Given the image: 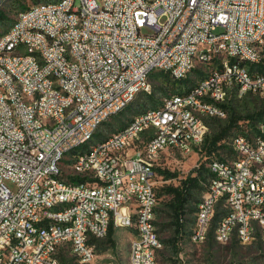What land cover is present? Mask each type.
I'll return each instance as SVG.
<instances>
[{"label":"built area","instance_id":"built-area-1","mask_svg":"<svg viewBox=\"0 0 264 264\" xmlns=\"http://www.w3.org/2000/svg\"><path fill=\"white\" fill-rule=\"evenodd\" d=\"M76 10H84L81 37L73 36ZM263 28L264 0H69L54 10L34 7V13L22 15L20 28L12 30L13 43L25 39L29 50H41V58L20 57L13 43L0 38V264H54L53 243H60L62 251L70 236H78V244L70 249L84 250L92 263L97 254L84 248V229L92 230L96 244L99 235L108 238L111 226L122 225H130L134 233L135 264H153L154 249H161L156 228L158 175L153 165L164 168L179 148H187L183 159L196 154L211 180L196 213L198 243L216 232L217 216H227L225 245L237 231H244L248 244L249 235L239 227V219L255 218L257 234L258 227H264V216L257 213V206H264V163H259L264 125L253 128L240 122L237 127L247 134V141H238L240 152L221 155L216 169H208L206 119L222 116L235 76L246 81L238 63L231 62V53L244 51L250 63H264ZM45 33L53 34V42H46ZM249 40H257V47H249ZM203 44H210V52L200 57V68L208 60H225V72L213 69L219 82L200 92L213 99V110L202 109L200 93L176 101L194 105L201 118L175 113L174 105L163 115L139 119L129 134L90 157H81L79 165L89 167V176L69 177L62 172L63 147L85 137L97 118L133 99L137 88H148L143 77L151 75L152 68L175 65L174 77L190 75L193 69L183 72V65L191 63L193 48ZM67 45H75V52H67ZM218 47H225V55H218ZM70 53L82 55L83 64L66 62ZM53 73H60L62 83L72 87L75 99L52 91ZM262 85L264 77L246 82L241 98ZM217 87H225V96H217ZM16 88L30 95L28 105L19 104L21 126L10 121L1 98V90H11L18 103ZM36 97H44V105H36ZM33 110H40V119H33ZM171 120H179L178 131L168 129ZM153 131H161V139L151 151H144ZM255 132H263L260 150H253L250 142ZM157 146H167V154L156 156ZM61 181H69V188H61ZM54 193H63V202L78 201V209L63 217L41 212L42 204H59L53 202ZM138 213L146 215L144 229L134 228ZM88 214L102 217L105 228L92 229ZM27 216L47 219L51 226L71 224V231L39 232V237H32L35 224H27ZM21 247H28V254H21Z\"/></svg>","mask_w":264,"mask_h":264},{"label":"bare ground","instance_id":"bare-ground-1","mask_svg":"<svg viewBox=\"0 0 264 264\" xmlns=\"http://www.w3.org/2000/svg\"><path fill=\"white\" fill-rule=\"evenodd\" d=\"M8 0H0V9L7 3ZM69 0H58L52 3L40 4L33 6L27 11L21 12L14 25L10 30L4 35L6 43H13V34L12 30L20 28L22 22V15L34 13L35 10H54L60 8ZM151 1H160V0H151ZM83 19H84V10H76V19L72 23V30L74 37H81V30H83ZM261 38L264 40V28L261 31ZM46 42H53V34L45 33ZM249 47H257V40H249ZM13 50L19 51L20 57H34L41 58V50H29V46L25 39H16L13 43ZM67 52H75V45H67ZM210 52V44H203L198 47L193 48V53H191V63H184L183 72H190L193 69L197 71L200 68V57L206 56ZM218 55H225V47H218ZM66 62H72L75 65L83 64V56L78 55L77 53H70L66 55ZM231 62L238 63V70L246 77V81H242V76L234 77V88L232 91H236L239 97L241 94L246 91V82H257V77H264V63L260 62H249V55L245 54L244 51H237L231 53ZM205 67H213V69H218V72H225V60H208ZM211 69L210 75H205L201 80H199L187 93L175 95L165 99L164 103L159 107L149 110L148 112L141 114L135 117L128 125L123 129L118 130L116 133L112 134L108 138L99 141L86 150H81V147L91 143L97 136L99 130L107 124L108 120L112 117L118 116L123 113L130 105L134 102L136 97L143 92H147L150 89V77L155 73V71H160L161 73L167 74L174 81L182 82L187 80L189 75L185 77H174L175 65L167 66H156L152 68L151 75H145L143 77V84H148V88H137L133 99H128L115 111L107 112L103 117L97 118L95 122V127L85 135V137L80 138L77 142L71 143L63 147L61 151V163H63L66 156L72 157L73 164L76 166H71L73 173L69 174V177H85L89 176V167L84 165H79L81 163V157H90L93 153L99 152V148L104 145L111 144V141H117L119 136H125L129 134V131L134 130L141 118H153L158 115L165 114L166 111H169L172 106L175 105V113H190L191 118H201V110L195 109L194 105H185V103H176V101L189 100L192 97L198 96L200 92H204L207 89L208 85H215L219 82L218 72H213ZM51 89L54 92H62L67 97V99H75V91H73L71 86H65L62 83V76L60 73H53V79H51ZM231 91V92H232ZM264 92V85L259 89H253L252 93ZM264 95V94H263ZM217 96H225V87H217ZM16 97L18 103H14V98H12L11 90H1V98L3 105H6L8 111H10V121L14 122V126H21V118H19V104L28 105L30 102V95L26 94L24 88H16ZM36 105H44V97H36ZM200 105L204 110H213V99L207 96V93H200ZM227 112L224 109L222 116L217 119H226ZM33 119H40V110H33ZM168 129L170 131L179 130V120H171L168 122ZM242 131V130H241ZM245 133V132H244ZM236 133L230 137L229 146L232 148V152H240V145L238 141H247V134ZM161 139V131H153L149 135V138H146L144 143V151H151L153 145H156ZM263 139V132L256 135L255 137H250V142H253V150H260V140ZM178 153L183 157H187V148H179ZM167 154V146H157L155 148V155L162 156ZM71 163V162H70ZM216 163H218V158L213 159L208 163V169H216ZM259 163H264V151L259 155ZM158 165H153V173L157 174ZM61 188H69V181H61ZM206 189H211V180L206 186ZM53 202L59 204H42L41 212L50 213V216L53 217H63L66 213L75 212L78 209V201L66 200L63 202V193H54ZM257 213L259 216H264V206H257ZM144 222H146L145 213H138V215L133 218L134 228L144 229ZM27 224H35V230H32V237H39V232H49L56 234H68L71 231V224H63L59 226H51L49 220L47 219H38L35 216H27ZM88 224L91 225L92 229L105 228V221H102V217L96 216L95 214H88ZM228 227V217L227 216H217L215 222V231L213 232L214 241L219 244H225V236L227 234ZM239 227L246 229V235L248 236V244L260 239L264 241V227H258V234L256 233L255 218L239 219ZM121 229H127L131 231L130 225H122ZM199 227H194L192 231V239L195 242H198ZM106 239V235H99L98 241ZM208 239H205L203 243L207 242ZM233 241H237L240 244L245 245V234L244 231H237V234L229 235L226 238V244H229ZM78 244V236H70V243H63V247H68L70 245ZM83 246L84 248H89L90 254H96V246L92 241V230L84 229L83 237ZM162 248V244H161ZM60 243H53V254H54V264H62L60 259ZM160 249H154L152 254L153 264H158L157 255ZM72 256L77 258L82 264H91V259H85L84 250L80 249H70ZM21 254H28V247H21ZM131 264H135V255L131 253ZM151 264V263H143Z\"/></svg>","mask_w":264,"mask_h":264},{"label":"rangeland","instance_id":"rangeland-1","mask_svg":"<svg viewBox=\"0 0 264 264\" xmlns=\"http://www.w3.org/2000/svg\"><path fill=\"white\" fill-rule=\"evenodd\" d=\"M56 1L58 0H8L0 9V12L6 17L4 21L0 20V38L10 30L21 12L27 11L33 6ZM211 69L213 67H205L192 72L185 80L186 82L174 81L167 74L155 71L149 80V91L140 93L129 108L118 116L110 118L107 124L99 130L95 139L88 145L81 147V150H86L90 145H94L123 129L135 117L162 105L165 99L187 93ZM263 94L264 92L252 93L240 98L237 92L233 90L226 104L227 118L222 120L206 119V124L209 127L208 141L211 142L214 136L226 128L234 117L246 120L248 117L254 116V119L250 120L254 126L257 124L264 125V116H257L264 110ZM233 131L234 129H231L228 132L227 137L221 143L222 147L219 148L220 154L224 157H231L232 155L230 146H228L230 137L236 133L245 132L243 127L234 133ZM258 134L260 132H255V135H250V137H255ZM209 154L206 153L207 156ZM172 157L164 168L157 166L159 205L156 212V228L162 244L157 255L158 264H264V241L260 239L245 245L236 241L226 245L219 244L212 238L203 244L193 241L192 231L196 221L197 206L204 197L206 186L209 183V174L205 168L202 169L201 183L191 190L184 214L178 221L171 207L173 197L167 195L165 189L168 187L180 188L183 181L198 175L195 171L201 166L196 154L185 159L179 153ZM72 164L73 160L70 156H66L61 163L62 172L66 176L73 173ZM169 174L175 175V177L171 178ZM7 184L12 191H16L13 184ZM178 222L182 227L177 225ZM133 234V231L127 229L114 228V243H111L108 238L96 242L97 255L91 264H131ZM60 256L62 264H82L72 256L70 249L66 246L63 247L62 251L60 250Z\"/></svg>","mask_w":264,"mask_h":264},{"label":"trees","instance_id":"trees-1","mask_svg":"<svg viewBox=\"0 0 264 264\" xmlns=\"http://www.w3.org/2000/svg\"><path fill=\"white\" fill-rule=\"evenodd\" d=\"M6 19V17L4 16L3 13L0 12V20L4 21ZM186 82V81H185ZM225 111L227 112L226 110V106L224 107ZM146 113V112H145ZM144 114V113H143ZM228 114V113H227ZM258 117H263L264 116V110L260 113H258L257 115ZM216 119V118H214ZM254 119V116H250L248 117V119H240V118H232L229 122V125L224 128L218 135L214 136V138L212 139L211 142L208 141L207 139V142H206V146L204 148V151L207 153H210L208 155V157L210 156V160H208V163L210 161H212L213 159L215 158H220V156L222 154H220V150L219 148L222 147L221 143L224 141V139L227 137L228 135V132L231 130V129H234L233 133L236 131V130H239L241 127H237L238 124L242 121L244 122H249L251 123L250 120ZM220 120V119H219ZM263 123V122H262ZM260 124V123H259ZM252 127L254 128L255 126L251 123ZM258 125V124H257ZM232 133V134H233ZM229 141V139H228ZM231 150V149H230ZM218 153V154H217ZM232 153V151H231ZM215 157V158H213ZM201 167L199 169H197L195 172L198 173V175L196 177H189L187 180L183 181L182 182V186L180 188H175V187H168L165 189L166 191V194L169 195V196H172L173 199H172V203H171V207H172V210L173 212L175 213V216L177 218L178 221H180L181 217L183 216L184 214V211H185V206L188 202V199H189V195H190V192L193 188H195L196 186H198L201 181H200V175H201V171L202 169L205 168V164H201L200 165ZM206 169V168H205ZM207 170V169H206ZM208 172V171H207ZM169 176L171 178H174L175 175H170ZM209 176V175H208ZM159 198V197H158ZM197 209H198V206H197ZM179 227H182V225L178 222L177 224ZM113 236H114V228L113 226H111L110 228V231H109V235H108V239L111 243H114L113 241ZM214 239V236H213V232H212V237H210V239ZM209 240V239H208ZM216 242V241H215ZM234 242V241H233ZM237 242V241H236ZM217 243V242H216ZM232 243V242H231ZM60 259H61V256H60Z\"/></svg>","mask_w":264,"mask_h":264},{"label":"crops","instance_id":"crops-1","mask_svg":"<svg viewBox=\"0 0 264 264\" xmlns=\"http://www.w3.org/2000/svg\"><path fill=\"white\" fill-rule=\"evenodd\" d=\"M165 155H166V154H165ZM159 168H161L160 165H159Z\"/></svg>","mask_w":264,"mask_h":264}]
</instances>
